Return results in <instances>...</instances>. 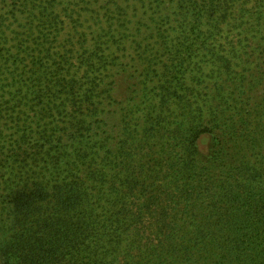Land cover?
<instances>
[{"label": "trees", "instance_id": "trees-1", "mask_svg": "<svg viewBox=\"0 0 264 264\" xmlns=\"http://www.w3.org/2000/svg\"><path fill=\"white\" fill-rule=\"evenodd\" d=\"M241 2L0 0V264H264V109L192 97Z\"/></svg>", "mask_w": 264, "mask_h": 264}, {"label": "rangeland", "instance_id": "rangeland-1", "mask_svg": "<svg viewBox=\"0 0 264 264\" xmlns=\"http://www.w3.org/2000/svg\"><path fill=\"white\" fill-rule=\"evenodd\" d=\"M240 1L236 0V2ZM255 3L259 5L261 2L249 0V3L246 4L242 0L239 7L235 9L238 11L229 17V24L224 34L227 32L229 40H233L241 55L240 59L233 60L229 72L221 63L216 62L217 58L214 60L203 50H197L195 62L202 63L203 69L201 71L197 70L198 76H196L194 85H192L195 88L192 97L195 102L206 104L207 101L210 107H212H209L210 109L206 113L207 119L210 118V110L213 109L218 111L225 110L229 115L234 114L239 109L241 99L246 95L253 97V102L252 105L243 108L244 112L252 111V108H255L257 111L264 109L262 97L264 96V18L261 20L251 19L248 13V10H251L249 8L253 7ZM219 69H222L221 74L225 78V81L221 82L223 86V91L221 92L223 94H217L214 91L215 88L210 86L211 80L206 79L204 81V78L208 75L211 78L217 75ZM219 79L222 80V78ZM126 86L127 84L123 81L118 85L116 96L121 101H125V98L129 97L125 94ZM126 103L129 105L128 102ZM171 140L167 139V142ZM208 148L209 135L204 134L199 139V149L201 153H205ZM179 150L180 148L178 147L176 152ZM174 157L177 162H181L183 156L180 152H177L174 153ZM162 182V180L159 181L160 184ZM152 221V219L146 218V227L150 228Z\"/></svg>", "mask_w": 264, "mask_h": 264}]
</instances>
